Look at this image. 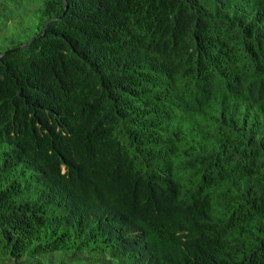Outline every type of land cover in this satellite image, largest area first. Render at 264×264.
<instances>
[{"label":"trees","instance_id":"obj_1","mask_svg":"<svg viewBox=\"0 0 264 264\" xmlns=\"http://www.w3.org/2000/svg\"><path fill=\"white\" fill-rule=\"evenodd\" d=\"M0 264H264V0H0Z\"/></svg>","mask_w":264,"mask_h":264},{"label":"rangeland","instance_id":"obj_2","mask_svg":"<svg viewBox=\"0 0 264 264\" xmlns=\"http://www.w3.org/2000/svg\"><path fill=\"white\" fill-rule=\"evenodd\" d=\"M19 1H22L23 2V0H19Z\"/></svg>","mask_w":264,"mask_h":264}]
</instances>
